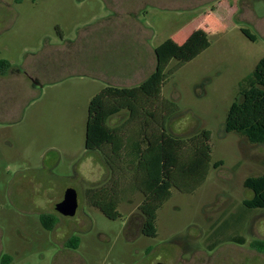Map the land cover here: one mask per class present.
Here are the masks:
<instances>
[{
	"label": "rangeland",
	"instance_id": "obj_1",
	"mask_svg": "<svg viewBox=\"0 0 264 264\" xmlns=\"http://www.w3.org/2000/svg\"><path fill=\"white\" fill-rule=\"evenodd\" d=\"M136 22L147 28L148 46L175 36L187 47L188 59L178 67L179 60L171 61L168 69L176 68L161 89L177 108L167 133L181 139L210 133L205 182L192 193L171 190L152 236L144 233V195L128 151L113 172L103 153L85 149L90 100L118 87L111 82L115 66L132 56L131 46L106 38L129 35ZM263 57L264 0H0V61L10 64L0 78V258L10 256L11 264H264V252L250 247L264 241V209L242 205L252 197L244 181L264 174V144L224 129L229 107L241 100L238 84ZM127 117L122 111L109 125ZM216 162L222 165L214 168ZM68 188L78 196L73 217L54 210ZM104 190L117 192L116 220L90 203ZM43 214L56 218L51 230L43 228ZM71 237L79 239L77 249L66 247Z\"/></svg>",
	"mask_w": 264,
	"mask_h": 264
},
{
	"label": "trees",
	"instance_id": "obj_2",
	"mask_svg": "<svg viewBox=\"0 0 264 264\" xmlns=\"http://www.w3.org/2000/svg\"><path fill=\"white\" fill-rule=\"evenodd\" d=\"M241 32L251 41L255 40L247 30L242 29ZM186 48L171 39L165 40L155 48L154 71L142 84L129 89L107 86L88 104L85 149L103 153L113 172L122 163L125 150L134 159L135 185L144 195L139 210L145 221L144 233L148 236L154 235L157 211L170 198L171 190L194 192L205 182L210 169L209 131L202 130L188 139L175 138L166 131V124L177 108L162 99L161 89L168 75L188 59L184 52ZM172 60L179 61L171 70L168 66ZM9 66L7 61L1 60L0 75H4ZM238 90L241 100L235 99L229 107L225 132H235L250 144H264V57L240 81ZM122 111L128 113L127 119L120 126L110 127L108 119ZM221 165V162H216L213 167ZM243 187L252 192V197L243 201V207L247 211L264 209V174L247 178ZM116 195L115 191L112 195L106 194V190L94 192L90 203L108 219L116 220L119 217ZM39 219L46 230H51L56 224L52 215L43 214ZM78 244L79 239L71 237L66 247L77 249ZM214 247L216 245L209 249ZM250 247L264 252V241H254ZM11 263L10 256H1L0 264Z\"/></svg>",
	"mask_w": 264,
	"mask_h": 264
},
{
	"label": "crops",
	"instance_id": "obj_3",
	"mask_svg": "<svg viewBox=\"0 0 264 264\" xmlns=\"http://www.w3.org/2000/svg\"><path fill=\"white\" fill-rule=\"evenodd\" d=\"M21 1L22 0L17 2L15 0L16 3H19ZM216 9L217 7L214 6L213 10ZM213 10H210L211 14L214 13ZM131 29L134 30H130L129 35L118 36L115 38H106V40L108 41L118 42L117 44L124 43L125 45H129L132 47L131 48L132 56L128 59L129 61L128 62L125 61V63L122 65L115 66L114 69L115 73L111 82H115L113 83L114 86H118L116 88H120V89L122 88L129 89L136 87L142 84L153 73L155 68V65L153 63L154 50L156 47L160 45L159 44L156 47H154L151 44L148 46L147 28H145L142 24L136 22L134 23V26H132ZM176 38L177 37L175 36L172 37L174 41ZM87 42L89 43L88 37H87ZM9 70H10V66L4 75H0V78H4L8 74ZM109 119H108V125H109ZM118 125L115 126L109 125V126L114 128L117 127Z\"/></svg>",
	"mask_w": 264,
	"mask_h": 264
},
{
	"label": "water",
	"instance_id": "obj_4",
	"mask_svg": "<svg viewBox=\"0 0 264 264\" xmlns=\"http://www.w3.org/2000/svg\"><path fill=\"white\" fill-rule=\"evenodd\" d=\"M78 209V196L77 192L68 188L63 195L62 200L54 206V210L57 214L63 217L75 216ZM163 264V263H157Z\"/></svg>",
	"mask_w": 264,
	"mask_h": 264
}]
</instances>
